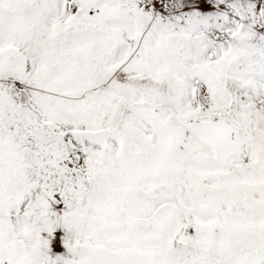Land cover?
Masks as SVG:
<instances>
[{"label": "snow or ice", "instance_id": "obj_1", "mask_svg": "<svg viewBox=\"0 0 264 264\" xmlns=\"http://www.w3.org/2000/svg\"><path fill=\"white\" fill-rule=\"evenodd\" d=\"M0 264H264V0H0Z\"/></svg>", "mask_w": 264, "mask_h": 264}]
</instances>
